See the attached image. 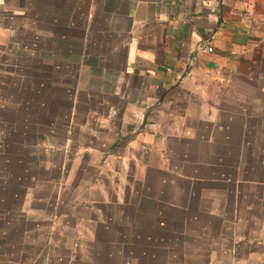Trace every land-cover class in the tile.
Here are the masks:
<instances>
[{
    "label": "crops",
    "instance_id": "0c3cea01",
    "mask_svg": "<svg viewBox=\"0 0 264 264\" xmlns=\"http://www.w3.org/2000/svg\"><path fill=\"white\" fill-rule=\"evenodd\" d=\"M8 181L0 264H264V0H0Z\"/></svg>",
    "mask_w": 264,
    "mask_h": 264
},
{
    "label": "rangeland",
    "instance_id": "374dc122",
    "mask_svg": "<svg viewBox=\"0 0 264 264\" xmlns=\"http://www.w3.org/2000/svg\"><path fill=\"white\" fill-rule=\"evenodd\" d=\"M7 148H8L7 151H9L10 153L13 152V150H14L13 146L11 148L10 147H7ZM9 166H8V169L10 170L11 168ZM1 189H3L2 193H1V194H3V201L0 203H2V204H16L20 201V198H15V197L11 196V192L14 190L20 192L19 188L16 186V184L14 182H12V181L5 182V184L3 185V188H2V184H0V190Z\"/></svg>",
    "mask_w": 264,
    "mask_h": 264
},
{
    "label": "built area",
    "instance_id": "2783aa9c",
    "mask_svg": "<svg viewBox=\"0 0 264 264\" xmlns=\"http://www.w3.org/2000/svg\"><path fill=\"white\" fill-rule=\"evenodd\" d=\"M205 50H207L208 52H212V47L211 46H209V45H206V46H204L203 47Z\"/></svg>",
    "mask_w": 264,
    "mask_h": 264
}]
</instances>
